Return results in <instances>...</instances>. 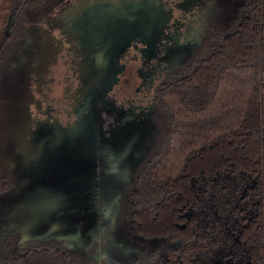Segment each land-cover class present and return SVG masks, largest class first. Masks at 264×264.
Returning a JSON list of instances; mask_svg holds the SVG:
<instances>
[{
  "label": "trees",
  "instance_id": "trees-1",
  "mask_svg": "<svg viewBox=\"0 0 264 264\" xmlns=\"http://www.w3.org/2000/svg\"><path fill=\"white\" fill-rule=\"evenodd\" d=\"M52 1L0 0V78L22 15ZM211 4L202 46L156 88L148 156L112 211L75 219L95 252L0 222V264H264V0ZM12 185L0 168V198Z\"/></svg>",
  "mask_w": 264,
  "mask_h": 264
},
{
  "label": "flooded vegetation",
  "instance_id": "flooded-vegetation-1",
  "mask_svg": "<svg viewBox=\"0 0 264 264\" xmlns=\"http://www.w3.org/2000/svg\"><path fill=\"white\" fill-rule=\"evenodd\" d=\"M65 1L64 5L50 3L37 11L44 15L38 53L41 58H52V67L40 71L39 83L27 85L23 81L21 88L29 94L23 107L31 118L44 123L40 137L45 152L40 151V155H53L57 146L63 150L76 147L84 141V126L92 123L97 140L91 149L95 162L92 172L85 165L89 162L83 169L91 173L89 180L102 186L99 165L105 156L100 149L107 146L109 126L119 112L127 117L141 112L158 117L154 93L178 62L176 57L171 63L161 60L164 46L175 43L172 46L179 52L186 46L191 51L199 49L207 37L205 14L213 0ZM28 34L25 32L24 38ZM28 42L23 40L15 52L20 51L23 60ZM10 65L11 70L15 68L13 61ZM4 96L1 94L0 100L7 106L0 104L1 111L3 107L11 109ZM0 168L8 171L13 187L15 171Z\"/></svg>",
  "mask_w": 264,
  "mask_h": 264
},
{
  "label": "rangeland",
  "instance_id": "rangeland-1",
  "mask_svg": "<svg viewBox=\"0 0 264 264\" xmlns=\"http://www.w3.org/2000/svg\"><path fill=\"white\" fill-rule=\"evenodd\" d=\"M51 3L58 7L66 1L53 0ZM43 16L33 11L24 13L20 18L19 36L29 32L28 36L22 39L29 41V50L24 60L21 59L20 51L15 53L18 50L16 44L12 43L6 49L7 62L13 58L15 68L12 66L11 70V65L9 66L8 62L7 66L6 62L2 72L7 73V77L0 78V95L3 97L5 94V99L11 102V109L3 107L0 113V166L15 171L16 183L0 198V222L7 230L22 235L38 239L58 238L71 246L74 245L75 249L85 251L90 248L89 250L95 252L96 246L85 244L89 237L81 235L83 232L78 231L80 226L76 224L78 220L75 219L92 220L89 210H92L94 205L97 210L103 204L107 205V210L111 209L114 192L125 185L133 167L139 165V161L149 154L148 150L153 143L155 119L152 116L146 117L144 112L140 115L136 113L132 117L118 113L109 126L107 146L100 149L101 156H105L101 158L99 165L102 186L89 180L91 173L83 169L88 165L92 172L95 162L92 160L91 149L96 147L97 140L92 123L84 126L81 131L84 141L77 143L76 147L70 150L55 147V158L51 154L47 155L48 153L40 155V151L45 152V143L40 137L45 126L39 118H31L24 108V100H27L29 94L21 87L23 81L27 85L39 83L40 71L52 67V58H41L38 53L41 50H38L37 39L39 34L44 32L41 27ZM172 45H165L166 48L162 52L164 55L161 60L167 63L173 62V57L180 63L196 50L193 48L191 51L190 47L186 46L179 52L178 48ZM0 104L7 106L1 100Z\"/></svg>",
  "mask_w": 264,
  "mask_h": 264
},
{
  "label": "water",
  "instance_id": "water-1",
  "mask_svg": "<svg viewBox=\"0 0 264 264\" xmlns=\"http://www.w3.org/2000/svg\"><path fill=\"white\" fill-rule=\"evenodd\" d=\"M67 10H70V11H73V12H76V11H78V9H76V8H72V7H68V9ZM100 258V257H99Z\"/></svg>",
  "mask_w": 264,
  "mask_h": 264
}]
</instances>
